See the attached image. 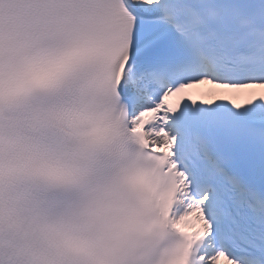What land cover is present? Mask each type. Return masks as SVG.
<instances>
[{
  "label": "snow or ice",
  "instance_id": "1",
  "mask_svg": "<svg viewBox=\"0 0 264 264\" xmlns=\"http://www.w3.org/2000/svg\"><path fill=\"white\" fill-rule=\"evenodd\" d=\"M0 264H264V0H0Z\"/></svg>",
  "mask_w": 264,
  "mask_h": 264
}]
</instances>
